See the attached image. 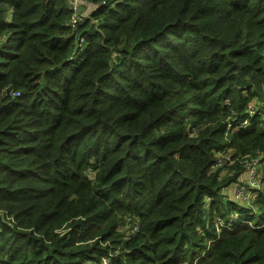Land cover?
Segmentation results:
<instances>
[{"label":"trees","instance_id":"16d2710c","mask_svg":"<svg viewBox=\"0 0 264 264\" xmlns=\"http://www.w3.org/2000/svg\"><path fill=\"white\" fill-rule=\"evenodd\" d=\"M88 1L0 0V264H264V0Z\"/></svg>","mask_w":264,"mask_h":264},{"label":"rangeland","instance_id":"374dc122","mask_svg":"<svg viewBox=\"0 0 264 264\" xmlns=\"http://www.w3.org/2000/svg\"><path fill=\"white\" fill-rule=\"evenodd\" d=\"M90 3L88 0L86 2H84L83 4L80 5V11L82 13H85L90 7H87V4ZM87 8V9H86ZM233 150L227 149L225 151H221L217 154V159L221 161V164L218 165V167L220 168L219 170V174L221 176H227L229 174H231L233 172V164H235L236 161H239L240 164L243 165L244 170L243 172L240 174L237 182H239L237 184V182L235 183H231L228 186H226L225 188L222 189V195L224 197V201H226L227 199L233 200L234 203H236L239 207H243L244 210L249 208L252 212L256 213L257 212V206L256 204H253V201L256 197L257 194V190L260 189L257 186H253L251 185V182L248 180L247 178V172H246V163L250 162V160L252 159H256L259 158V156H261L262 158V154L261 153H250V154H245L241 157L238 158H231V154H232ZM259 158L258 160V166L260 167V171H261V177H263V172H264V159ZM238 213V210H233L229 213V215L227 216V219L233 214L235 215L236 213ZM220 221V220H216V223ZM223 221V220H222ZM123 229H128L127 226H122L121 230Z\"/></svg>","mask_w":264,"mask_h":264},{"label":"built area","instance_id":"2783aa9c","mask_svg":"<svg viewBox=\"0 0 264 264\" xmlns=\"http://www.w3.org/2000/svg\"><path fill=\"white\" fill-rule=\"evenodd\" d=\"M84 1L85 0H68V6L71 9V16L69 19L70 25L74 26L75 24H77L81 20L82 16L80 14V5ZM82 42H83V39L80 38V43H82ZM8 93L10 95H17L18 91L9 89ZM244 124H245V122H244ZM259 158H261V156H259ZM259 158L252 159V160H250V162L246 163L247 178L251 182V185L257 186V187H260V185H261V174H262L260 171V167L258 166ZM220 164H221V161L218 160L217 165H220ZM138 229H139L138 223L133 222L132 226L130 228V231L132 233H134ZM88 264H90V263H88ZM95 264H99V263H95ZM100 264H109V258L107 259L106 257H103Z\"/></svg>","mask_w":264,"mask_h":264},{"label":"clouds","instance_id":"9594fccd","mask_svg":"<svg viewBox=\"0 0 264 264\" xmlns=\"http://www.w3.org/2000/svg\"><path fill=\"white\" fill-rule=\"evenodd\" d=\"M84 2H86V1H84ZM84 2H83V3H84ZM83 3H82V4H83ZM217 154H218V153H217ZM262 157H263V156H262ZM261 159H262V158H261ZM263 164H264V162H263ZM238 183H239V182H237V184H238ZM261 186H262V177H261V185H260V187H259L260 189H261Z\"/></svg>","mask_w":264,"mask_h":264}]
</instances>
